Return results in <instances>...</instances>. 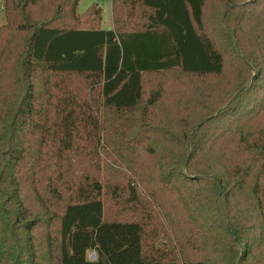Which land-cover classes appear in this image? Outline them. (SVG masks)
Here are the masks:
<instances>
[{
	"label": "trees",
	"instance_id": "obj_1",
	"mask_svg": "<svg viewBox=\"0 0 264 264\" xmlns=\"http://www.w3.org/2000/svg\"><path fill=\"white\" fill-rule=\"evenodd\" d=\"M0 1V264H264V0Z\"/></svg>",
	"mask_w": 264,
	"mask_h": 264
},
{
	"label": "rangeland",
	"instance_id": "obj_2",
	"mask_svg": "<svg viewBox=\"0 0 264 264\" xmlns=\"http://www.w3.org/2000/svg\"><path fill=\"white\" fill-rule=\"evenodd\" d=\"M94 4L96 7L102 8L101 15H102V24L105 29H108V24L111 18V3L110 0H78L77 4V13H83L89 6ZM225 6L221 4L219 0H210V4H208L206 18L210 21H213L217 15L222 14L225 10ZM6 22L4 11H3V3L0 1V25H3ZM101 25V22H100ZM102 26V25H101ZM113 29V26H112ZM152 81L149 77H147V82ZM120 229L116 230L114 227H110L107 232L104 233V230L99 231L98 235L101 237L104 236V243L108 244L109 248L112 251V256L120 255V252L126 251L127 249H131L134 246V241L130 240H122L117 238L114 235L115 231H119ZM123 249V250H122ZM87 258L89 260H94L96 258V253L94 250L87 251Z\"/></svg>",
	"mask_w": 264,
	"mask_h": 264
},
{
	"label": "crops",
	"instance_id": "obj_3",
	"mask_svg": "<svg viewBox=\"0 0 264 264\" xmlns=\"http://www.w3.org/2000/svg\"><path fill=\"white\" fill-rule=\"evenodd\" d=\"M110 3H111V0H110ZM100 8H101V6H100ZM101 11H102V8H101ZM110 19L111 20H110V22L108 24V29H112V26H113V20H112V3H111V18ZM101 25H102L101 27L103 29H105L104 26H103V24H102V15H101ZM115 264H122V263H120L119 261H115ZM126 264H128L127 261H126Z\"/></svg>",
	"mask_w": 264,
	"mask_h": 264
}]
</instances>
